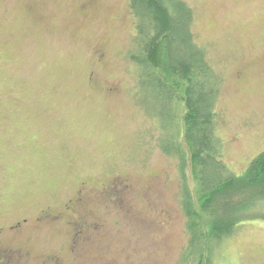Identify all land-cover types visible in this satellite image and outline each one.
Wrapping results in <instances>:
<instances>
[{
  "label": "rangeland",
  "instance_id": "obj_1",
  "mask_svg": "<svg viewBox=\"0 0 264 264\" xmlns=\"http://www.w3.org/2000/svg\"><path fill=\"white\" fill-rule=\"evenodd\" d=\"M85 1L0 0V226L25 218L0 240L25 252L16 264H180L181 180L135 99L128 1ZM187 2L223 79L218 130L240 173L264 150V0ZM46 209L58 218L35 222ZM263 216H240L218 264H264Z\"/></svg>",
  "mask_w": 264,
  "mask_h": 264
},
{
  "label": "trees",
  "instance_id": "obj_2",
  "mask_svg": "<svg viewBox=\"0 0 264 264\" xmlns=\"http://www.w3.org/2000/svg\"><path fill=\"white\" fill-rule=\"evenodd\" d=\"M127 1L135 99L158 131L160 151L177 160L189 235L180 264H218L222 242L248 222L240 216L264 213V150L240 173L228 167L216 109L223 79L196 39L187 0ZM16 263L0 256V264Z\"/></svg>",
  "mask_w": 264,
  "mask_h": 264
},
{
  "label": "flooded vegetation",
  "instance_id": "obj_3",
  "mask_svg": "<svg viewBox=\"0 0 264 264\" xmlns=\"http://www.w3.org/2000/svg\"><path fill=\"white\" fill-rule=\"evenodd\" d=\"M92 3V0H87L85 2L82 3V5H80L79 7L80 8H87L91 5ZM102 56V54H101ZM242 73H245L244 70H242ZM113 179H117L118 181H122L123 179L120 177V176H115ZM113 183H111L108 179H106L104 181V183L102 184V187L100 188V192H103V193H107L109 195V191H111L112 189H114L113 185L115 184L114 180H112ZM88 183V180L87 179H83L81 180L80 182V185H82L81 187H83L85 184ZM76 196L77 193H76ZM74 197L73 199H71V204L70 206H68L71 210L73 209V206H75V204L77 202L80 201V197ZM78 198V199H77ZM58 218V215L57 214H53L50 210L46 209V210H42L40 212V214L35 217V222L39 223V222H46V221H50V220H55ZM25 221V218L24 219H20L18 221H16L15 223H12V224H9L8 226H4V225H1L0 226V235L4 233V230H8L10 231L11 234H19L21 233V225L23 224V222ZM75 223V233H74V237H78V239H82L83 237V232L85 231V229L88 227V225L86 224V222H84V220H80V221H77V222H74ZM73 237V238H74ZM80 237V238H79ZM76 242V241H73V243ZM0 256H7V257H10V258H13L15 260H20L23 256H25V252L19 248V247H15L11 244H8L6 242H3L0 240ZM50 259H54L52 257H49V260Z\"/></svg>",
  "mask_w": 264,
  "mask_h": 264
}]
</instances>
